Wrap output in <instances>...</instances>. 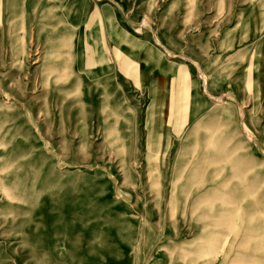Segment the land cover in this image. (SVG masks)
<instances>
[{"label":"rangeland","instance_id":"1","mask_svg":"<svg viewBox=\"0 0 264 264\" xmlns=\"http://www.w3.org/2000/svg\"><path fill=\"white\" fill-rule=\"evenodd\" d=\"M87 2L0 0V264H264V0Z\"/></svg>","mask_w":264,"mask_h":264},{"label":"bare ground","instance_id":"2","mask_svg":"<svg viewBox=\"0 0 264 264\" xmlns=\"http://www.w3.org/2000/svg\"><path fill=\"white\" fill-rule=\"evenodd\" d=\"M88 0H72V3L67 6L62 14L65 16L67 22L71 24L72 26L75 25V22L77 20H83L84 21V28L88 27V23L86 22L87 20V2ZM100 16L94 15L92 19L96 18L97 20L100 21ZM93 66V60L92 58H89L88 60L85 61V67L87 69L91 68ZM174 113H177L174 112Z\"/></svg>","mask_w":264,"mask_h":264}]
</instances>
